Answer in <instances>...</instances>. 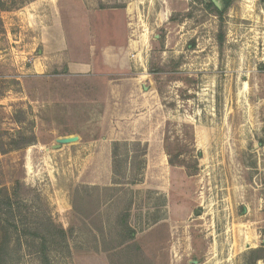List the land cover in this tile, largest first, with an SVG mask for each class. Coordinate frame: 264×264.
Returning <instances> with one entry per match:
<instances>
[{"label":"rangeland","instance_id":"rangeland-1","mask_svg":"<svg viewBox=\"0 0 264 264\" xmlns=\"http://www.w3.org/2000/svg\"><path fill=\"white\" fill-rule=\"evenodd\" d=\"M204 1L0 0V264H264V0Z\"/></svg>","mask_w":264,"mask_h":264},{"label":"trees","instance_id":"trees-1","mask_svg":"<svg viewBox=\"0 0 264 264\" xmlns=\"http://www.w3.org/2000/svg\"><path fill=\"white\" fill-rule=\"evenodd\" d=\"M204 3L207 6V8L214 10V12H216L217 15H219L220 17H222V15H223L222 9H219L211 0H206V1H204ZM220 42H221V45H222L223 44V40H221ZM28 144H32V143H29V142H27V143H21V144H18V146H19V148H22V147H24L25 145H28ZM1 192L2 191H0V219H2V212H3L2 205L4 203V199H2V197H1ZM60 233H61L62 236H65L66 235V232H65L64 229H60ZM132 233L134 234L135 231H132ZM133 234L131 235L132 237H133Z\"/></svg>","mask_w":264,"mask_h":264},{"label":"water","instance_id":"water-1","mask_svg":"<svg viewBox=\"0 0 264 264\" xmlns=\"http://www.w3.org/2000/svg\"><path fill=\"white\" fill-rule=\"evenodd\" d=\"M219 9H222L221 2L219 0H211ZM79 140V137L77 135L74 136H66L57 139V145L56 148L61 147L63 144L73 143Z\"/></svg>","mask_w":264,"mask_h":264},{"label":"crops","instance_id":"crops-1","mask_svg":"<svg viewBox=\"0 0 264 264\" xmlns=\"http://www.w3.org/2000/svg\"><path fill=\"white\" fill-rule=\"evenodd\" d=\"M52 3H50V5H51ZM53 28H56V27H53ZM86 66V64H84V65H81L80 67H78V68H76V69H79V71H81V70H84V69H81V68H84ZM76 69H73V70H76ZM84 72V71H83Z\"/></svg>","mask_w":264,"mask_h":264}]
</instances>
